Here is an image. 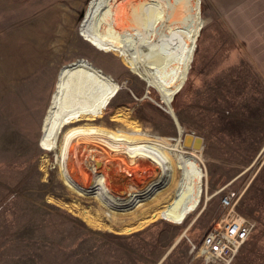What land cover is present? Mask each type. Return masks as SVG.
<instances>
[{
	"label": "rangeland",
	"instance_id": "1",
	"mask_svg": "<svg viewBox=\"0 0 264 264\" xmlns=\"http://www.w3.org/2000/svg\"><path fill=\"white\" fill-rule=\"evenodd\" d=\"M90 1L0 0V264H205L199 245L224 217L225 195L255 224L231 264H264V0H201L203 28L171 104L175 117L117 51L82 36ZM78 59L120 87L102 120L127 122L96 125L135 122L194 152L206 189L183 224L157 219L126 232L165 201L112 213L96 194L71 189L59 150L41 145L58 73ZM186 134L203 137V148L185 147ZM140 171L116 176L126 188L114 195L130 196L126 182Z\"/></svg>",
	"mask_w": 264,
	"mask_h": 264
},
{
	"label": "bare ground",
	"instance_id": "2",
	"mask_svg": "<svg viewBox=\"0 0 264 264\" xmlns=\"http://www.w3.org/2000/svg\"><path fill=\"white\" fill-rule=\"evenodd\" d=\"M201 3L91 0L80 31L98 49L117 51L149 87L156 89L175 117L171 104L185 82L203 28ZM119 88L111 76L86 59L62 67L43 122L41 145L59 150L61 174L71 189L96 194L95 198L112 213L136 208L134 212L146 206L150 209L165 201L136 226L127 227L126 232L157 219L183 224L199 208L206 189L199 161L194 152L183 149L180 139L173 143L166 137L151 138L135 122L118 130L96 125L98 121L114 125L124 119L115 115L110 121L102 120ZM140 170L147 172L135 177L130 185L126 182L133 193L127 198L115 196L119 187L115 177L129 171L138 175ZM124 185L118 189L125 191Z\"/></svg>",
	"mask_w": 264,
	"mask_h": 264
},
{
	"label": "built area",
	"instance_id": "3",
	"mask_svg": "<svg viewBox=\"0 0 264 264\" xmlns=\"http://www.w3.org/2000/svg\"><path fill=\"white\" fill-rule=\"evenodd\" d=\"M225 215L204 236L199 252L205 264H231L248 241L255 224L238 212V201L231 195L221 200Z\"/></svg>",
	"mask_w": 264,
	"mask_h": 264
},
{
	"label": "water",
	"instance_id": "4",
	"mask_svg": "<svg viewBox=\"0 0 264 264\" xmlns=\"http://www.w3.org/2000/svg\"><path fill=\"white\" fill-rule=\"evenodd\" d=\"M185 147H191L195 150H201L204 146V138L193 134H186L183 140Z\"/></svg>",
	"mask_w": 264,
	"mask_h": 264
}]
</instances>
